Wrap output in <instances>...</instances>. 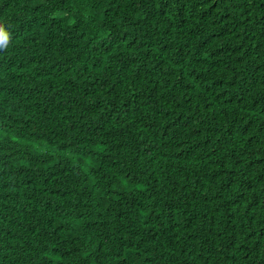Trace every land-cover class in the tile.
I'll return each mask as SVG.
<instances>
[{"label":"trees","instance_id":"obj_1","mask_svg":"<svg viewBox=\"0 0 264 264\" xmlns=\"http://www.w3.org/2000/svg\"><path fill=\"white\" fill-rule=\"evenodd\" d=\"M0 264H264V0H0Z\"/></svg>","mask_w":264,"mask_h":264},{"label":"snow or ice","instance_id":"obj_2","mask_svg":"<svg viewBox=\"0 0 264 264\" xmlns=\"http://www.w3.org/2000/svg\"><path fill=\"white\" fill-rule=\"evenodd\" d=\"M3 39H4V37H3V33H0V43L3 42Z\"/></svg>","mask_w":264,"mask_h":264}]
</instances>
